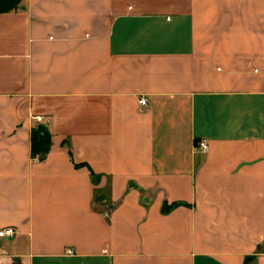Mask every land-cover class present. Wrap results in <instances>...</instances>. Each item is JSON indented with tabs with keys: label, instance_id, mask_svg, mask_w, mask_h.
Returning a JSON list of instances; mask_svg holds the SVG:
<instances>
[{
	"label": "crops",
	"instance_id": "1",
	"mask_svg": "<svg viewBox=\"0 0 264 264\" xmlns=\"http://www.w3.org/2000/svg\"><path fill=\"white\" fill-rule=\"evenodd\" d=\"M8 226L0 264H264V0H0Z\"/></svg>",
	"mask_w": 264,
	"mask_h": 264
},
{
	"label": "trees",
	"instance_id": "2",
	"mask_svg": "<svg viewBox=\"0 0 264 264\" xmlns=\"http://www.w3.org/2000/svg\"><path fill=\"white\" fill-rule=\"evenodd\" d=\"M197 142V141H196ZM52 145L51 133L48 128L43 124H37L32 128L31 132V156L37 160H43L50 150ZM97 196V195H96ZM98 201L99 198L96 197ZM178 202L167 204L164 203L162 206L163 211H168L172 207L176 206ZM244 264H256L255 257L253 255H248L245 257Z\"/></svg>",
	"mask_w": 264,
	"mask_h": 264
},
{
	"label": "built area",
	"instance_id": "3",
	"mask_svg": "<svg viewBox=\"0 0 264 264\" xmlns=\"http://www.w3.org/2000/svg\"><path fill=\"white\" fill-rule=\"evenodd\" d=\"M141 105H147V98L146 97H140L139 100ZM209 145L206 140H198L196 142L195 149L198 152H205L207 151ZM16 233V230L12 226L4 227L0 229V237H12ZM68 252H72L71 249L68 250Z\"/></svg>",
	"mask_w": 264,
	"mask_h": 264
}]
</instances>
